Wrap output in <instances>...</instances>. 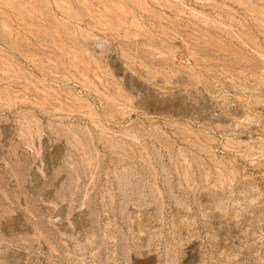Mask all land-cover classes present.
<instances>
[{
	"label": "rangeland",
	"instance_id": "obj_1",
	"mask_svg": "<svg viewBox=\"0 0 264 264\" xmlns=\"http://www.w3.org/2000/svg\"><path fill=\"white\" fill-rule=\"evenodd\" d=\"M0 264H264V0H0Z\"/></svg>",
	"mask_w": 264,
	"mask_h": 264
}]
</instances>
